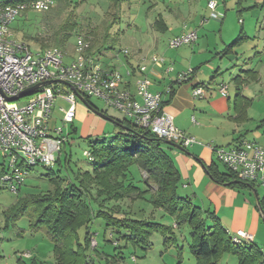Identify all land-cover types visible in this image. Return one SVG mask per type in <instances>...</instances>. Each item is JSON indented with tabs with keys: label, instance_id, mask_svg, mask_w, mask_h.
Wrapping results in <instances>:
<instances>
[{
	"label": "trees",
	"instance_id": "trees-1",
	"mask_svg": "<svg viewBox=\"0 0 264 264\" xmlns=\"http://www.w3.org/2000/svg\"><path fill=\"white\" fill-rule=\"evenodd\" d=\"M111 1L115 8L124 2ZM242 2L243 0H238L239 7ZM116 19L117 17L114 20ZM155 26L160 30L164 28L159 20L155 22ZM75 28L76 23L67 22L52 36L36 40H42V49L49 48L46 43L50 41L55 47L63 50ZM248 40L246 33L241 31L238 38L218 53L219 56L234 53L236 48ZM105 49L103 45L95 47L91 44L89 53L98 56ZM246 74L255 76L253 71H246ZM240 81V77L235 79L237 83ZM85 98L91 107L99 110L91 103L90 97ZM251 103V99L240 93L236 95L235 111L238 114V121L247 119V109ZM116 121L119 123V132L116 134L102 139L86 138L93 158L91 170H80L65 184L66 177L59 176L53 168H49L50 172L46 177L52 189L24 192L21 187L16 202L3 212L6 226L27 217L31 231L44 232L53 242L55 264H96L95 256L100 257L101 253L97 250L99 244L90 229L95 218L105 220L104 240L113 243L115 249L131 245L147 253L151 248L154 233L164 236L165 245L176 240L172 237L175 234L173 225L154 219H137L122 215L121 212L124 210L119 205L121 201L128 199L134 201L149 196L150 205L174 218V225L177 228L185 225L191 228L190 252L195 257L196 264H218L226 254L236 256L239 264H264V250L255 243V240L251 243H234L214 213L202 211L190 198L179 194L180 173L165 150L167 144L164 139L135 126L127 118ZM76 132L77 128L72 125L68 134L69 139ZM66 162L69 164L70 161ZM57 163L60 164V159ZM135 167L146 173V178H143L142 182L148 187L153 184L156 188L154 191L142 189L133 183L132 174ZM224 167L225 172L220 171L217 165L208 167L214 181L248 192L256 189L257 185L237 179L234 173ZM259 201L264 216V197L259 198ZM108 232L111 237L107 240ZM93 240L96 246H92ZM179 251L182 254L183 249L179 248ZM102 256L109 264H120L125 258L123 251L112 256L103 253ZM18 262L45 264L35 258L28 262L20 258Z\"/></svg>",
	"mask_w": 264,
	"mask_h": 264
},
{
	"label": "rangeland",
	"instance_id": "rangeland-1",
	"mask_svg": "<svg viewBox=\"0 0 264 264\" xmlns=\"http://www.w3.org/2000/svg\"><path fill=\"white\" fill-rule=\"evenodd\" d=\"M53 1L54 6L48 12L34 10L22 12L12 25L14 38L26 42L33 51H37L42 49V40L48 38L49 35L52 36L65 23H76V28L63 49L67 54L66 60L74 58L76 39L82 36L93 46L103 45L106 48L100 55L95 56L96 61L103 66H117L119 69L139 43L152 40L150 34L154 31V28L150 24L155 22L159 15L163 13V10L168 7L176 10L180 7L183 16L178 22L184 28L188 27L198 31L199 40L192 45H196L193 48L194 53L197 56L196 58L199 59L203 56L202 52L206 53L204 56L207 57L209 62L212 60L213 63H219L220 59L219 56H216V53L221 51L227 44L232 43L238 38L241 31H244L250 37V40L241 50L244 51V55L241 56L239 62L240 67H242V63L246 60L252 57L255 58L257 49L253 47L258 46L261 41L258 37L259 35L262 37L264 32H258L260 27H264V3L256 5V0H244L241 7H238L237 0H219L218 10L223 15L219 21L209 18L208 0H157L158 5H155L153 0H126L121 6L122 9L115 8L110 0ZM171 13L173 16L179 12L171 10ZM115 17H117V21L114 20ZM204 19L207 22L202 24ZM170 34L160 35L161 47L158 52L160 56H166L167 58L170 54L175 56L179 50L169 48L167 40ZM37 38L42 40H36ZM46 44L49 47H55L50 41H47ZM259 47L260 51L264 49V40ZM184 48L191 50V45L184 46ZM126 49L129 51V55L124 54L123 51ZM226 59L224 61L230 59L233 63L237 62L235 55ZM254 61L255 66L260 64V58H256ZM202 68H206L205 64ZM256 69L261 70L262 80L260 83L252 84L247 91V94L254 98V103L249 110L254 120L249 121L247 124L248 129L251 130L248 134L250 139L261 130L258 127L261 120H264V63ZM222 78L228 82L230 73H225ZM68 88H66L67 91ZM90 101L99 110L106 112L111 117L120 120L125 118L120 111L107 106L95 97L90 98ZM26 102V99H21L18 101V105L24 106ZM79 105L87 109L86 105L78 99L77 106ZM62 107L68 108L69 105L65 100L58 98L52 113V125L55 124L63 128L67 134L68 130H71V124L66 125L63 122L64 114L60 111ZM74 126L78 128L77 133L71 137L63 148L64 153L71 155L69 166H60L56 163L53 167V170L59 176L66 177L65 184L69 181V178L73 179L80 170L86 171L92 168V162L86 157L85 151H89L86 138L92 133L94 135V129L90 127L89 121L85 123L78 115L75 118ZM93 135H91V138L96 139L97 137ZM104 137L102 135L99 138ZM2 162L3 158L0 154V164ZM49 172L50 169L42 165L32 168L22 187L23 191L37 192L52 189V185L46 177ZM149 188L151 189V187ZM256 190L259 198L264 197L263 186L257 185ZM16 200L17 194L6 189L0 190V264H19L20 258L28 262L31 257L39 262L55 264L53 242L46 233L31 231L27 217H22L15 223H9L8 227L6 226L3 212L13 205ZM149 207L151 210L153 209L151 205ZM157 220L163 222L161 219ZM208 223L211 224V221ZM262 223L264 226V220H262ZM90 229L99 244L97 250L101 253L100 257L95 256L96 264H109L102 254L112 256L117 255L119 251H123L125 257L123 261H119L120 264H196V259L190 252L191 228L188 225L180 229L175 228L176 231L172 237L176 240L168 245H165L163 235L154 233L151 238V248L147 253L141 248H135L131 245L123 249H115L113 243L104 240L106 223L102 218H95L90 225ZM110 237L111 234L108 232L107 240ZM92 246H96L95 240L92 241ZM179 248L183 249L182 254H180ZM25 253H29L31 257L23 256ZM133 257H135V260ZM218 264H239V262L236 256L226 254Z\"/></svg>",
	"mask_w": 264,
	"mask_h": 264
},
{
	"label": "built area",
	"instance_id": "built-area-1",
	"mask_svg": "<svg viewBox=\"0 0 264 264\" xmlns=\"http://www.w3.org/2000/svg\"><path fill=\"white\" fill-rule=\"evenodd\" d=\"M218 1H208L210 19L223 17L217 11ZM53 6V0H0V154L3 158L0 190L6 189L18 195L32 168L39 165L53 168L56 165L69 141V133L58 126L51 129L50 122L56 101L60 98L69 105L68 108H60L64 114L63 122L66 125L74 123L78 97L71 86L84 97L103 101L120 111L135 126L165 141L184 148L199 143L195 137L179 129L174 117L163 110V96L170 94L172 89L168 87L165 92H152L145 63L136 69L140 77L135 81L133 93L126 87V77L133 76V70L124 73L104 67L89 53L91 43L82 36L76 39L74 58L67 60V54L60 48L33 51L29 44L14 38L12 25L22 12H48ZM198 38L197 30H190L171 38L168 46L179 49L195 44ZM123 52L129 55L127 49ZM150 61L161 65L165 58L153 55ZM193 72L190 69L180 73L177 81H188ZM49 81L53 83L48 84ZM42 83L45 84L31 95L20 97L25 90ZM221 92L227 94L228 86L222 85ZM192 94L202 99L207 91L203 86H197ZM13 97L20 98L10 101ZM21 99L27 100L24 106L18 105ZM213 151L237 179L264 187V145L243 141L237 147L213 148ZM85 155L90 161L93 159L90 151H85ZM231 239L236 244L251 243L254 235L240 230L232 234ZM23 256L31 257L29 253Z\"/></svg>",
	"mask_w": 264,
	"mask_h": 264
},
{
	"label": "crops",
	"instance_id": "crops-1",
	"mask_svg": "<svg viewBox=\"0 0 264 264\" xmlns=\"http://www.w3.org/2000/svg\"><path fill=\"white\" fill-rule=\"evenodd\" d=\"M110 2L113 5L111 0ZM124 2H126V0H124ZM153 2H155V5H158L157 0H153ZM263 3L264 0H256L255 2L256 5ZM121 6L118 7V9H122ZM218 6L217 11L220 13ZM171 10L179 13H175L172 16ZM182 16L183 13L180 7L178 10L169 7L163 10V13L159 15L155 22L157 20L161 21L164 28L161 30L157 29L155 22H151L150 26L152 25L154 28V31L150 34L152 40L150 42L144 41L143 43H139L138 46L132 50V54L123 62L120 69L117 66L108 68L118 69L124 73L128 70H133V76L126 77V87L133 93L135 92V81L140 77L136 69L143 63L148 67L146 77L152 92H165L168 87H171L172 92L163 96V110L174 117V123L179 129L195 137L199 142L187 148L183 147L182 149L168 144L165 148L167 154L171 157L180 173L179 194L183 197L190 198L196 206L202 209V211L214 213L231 235L240 230L253 234L255 243L263 248V215L259 210L254 192L233 189L227 185L217 183L211 177L208 167L217 165L220 171L225 172V167L218 160L213 148H233L239 146L243 141L264 145V120H261V124L258 127V129L261 130L258 131L252 139L248 138V134L251 130L248 129L249 126L247 125L249 121L254 120L249 112L254 103V98H251V96L247 94V91L252 84L260 83L262 80L261 70H257L256 68L264 63V49L262 51L259 50V46L264 40V32L262 37L260 35L258 37L259 41L261 40L258 46L255 45L253 47L257 49L255 58L252 57L246 60L242 63V67H240L241 64H239V62L241 56L244 55V51L241 50L249 43V36V40L242 46L236 48L234 53L224 57L219 56L218 53L229 44L221 51L217 52L216 56H219V63H213L212 60L209 62L207 57L204 56V54H206L204 52H202L203 56L200 59L196 58L197 56L193 49L196 45H191V50L184 48V46L179 48L175 56L171 54L168 58L166 56H160L158 51L161 47V34L171 33L167 40L169 41V39L175 36H179L190 30H195L181 26L178 21ZM215 20L219 21L221 19ZM205 22H207L206 19L202 20V24ZM259 30L258 32L264 31V27H260ZM198 45L200 46L201 44ZM153 55L164 57L165 63L161 65L153 64L150 61ZM232 55H235L237 58L236 63H233L230 59L224 61ZM256 58H260V64L258 66H255L254 60ZM204 64L206 68H202ZM170 66L172 70H168ZM104 67L107 68V66ZM190 69L195 71L189 80L179 83L177 81L179 74L189 71ZM246 71L255 72V76L252 77L247 75ZM225 73H230V80L228 82L222 78ZM237 77L241 78L239 83L235 82ZM197 85H203L206 89L207 95L205 98L200 99L193 96L192 90ZM222 85L228 86L227 94L221 92ZM238 93L252 100L251 105L247 109V119L243 121L237 120L238 114L235 111V99ZM97 111L116 121L115 117L109 116L104 113V111ZM77 115L80 119H83L85 123L89 121L90 127L94 129V135L93 133L91 134L94 137L99 138L102 135L112 136L119 132L117 124L101 117L88 107L85 109L80 105L77 106ZM193 119H195V122H193ZM54 125H52L51 119V129L57 127ZM72 125H74V123L71 124V126ZM70 131L71 130H68V133H70ZM91 135L88 137H91ZM68 156H70L69 159ZM58 159H60V166H69L71 155L62 151ZM66 159L70 161L69 164L66 162ZM132 178L133 183L137 184V186L142 189L152 191L156 189L155 186L152 185L150 189L145 182H142V179L146 178V173L142 172L139 168H133ZM148 197L149 196H146L144 199H137L134 201L130 199L121 201L119 205L124 210V212H121L122 215H129L137 219H161L164 224L174 225V218L170 217L169 219V216L162 210H157L153 207L152 210L150 209ZM175 228L179 229L176 226ZM42 263L46 264V262Z\"/></svg>",
	"mask_w": 264,
	"mask_h": 264
},
{
	"label": "water",
	"instance_id": "water-1",
	"mask_svg": "<svg viewBox=\"0 0 264 264\" xmlns=\"http://www.w3.org/2000/svg\"><path fill=\"white\" fill-rule=\"evenodd\" d=\"M53 81H49L48 84H52ZM45 83H42V84H39V85H36L34 87H31L27 90L24 91V93L20 96V97H26V96H29L31 95L33 92H35L36 90H38L39 88H41ZM71 89L72 91L77 95L78 99L84 103L89 109H91L92 111H94L95 113H97L98 115H100L101 117L111 121L112 123H115V124H119L117 121H115L114 119L104 115L103 113H100L99 111H97L96 109H94L93 107H91V105L89 104V102L87 101V99L81 95L80 93L77 92V90L75 89V87L71 86ZM20 97H13V98H10L9 100L10 101H16L18 100ZM166 144L168 145H171L173 147H176L178 149H182L183 147L180 146L179 144H176V143H173V142H170V141H166ZM254 192V195L257 199V204H258V207H259V210L262 212V209H261V204H260V201H259V196H258V192L256 189L253 190ZM263 220H264V216H263Z\"/></svg>",
	"mask_w": 264,
	"mask_h": 264
}]
</instances>
